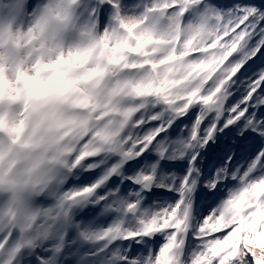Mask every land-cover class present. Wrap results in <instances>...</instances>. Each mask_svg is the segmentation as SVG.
Instances as JSON below:
<instances>
[{
    "label": "snow or ice",
    "instance_id": "1",
    "mask_svg": "<svg viewBox=\"0 0 264 264\" xmlns=\"http://www.w3.org/2000/svg\"><path fill=\"white\" fill-rule=\"evenodd\" d=\"M0 264H264V0L0 6Z\"/></svg>",
    "mask_w": 264,
    "mask_h": 264
},
{
    "label": "clouds",
    "instance_id": "2",
    "mask_svg": "<svg viewBox=\"0 0 264 264\" xmlns=\"http://www.w3.org/2000/svg\"><path fill=\"white\" fill-rule=\"evenodd\" d=\"M0 2H7V0H0ZM43 165L44 161L41 158L37 161L36 173L31 181V184L29 183L28 179H25L23 185L19 188V190L10 193L8 189H3L2 192H0V195L7 196L9 199L15 197L22 204L34 202V200L38 199V197H32L31 193L34 191L35 185L40 182V179L44 175Z\"/></svg>",
    "mask_w": 264,
    "mask_h": 264
}]
</instances>
